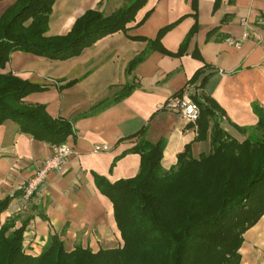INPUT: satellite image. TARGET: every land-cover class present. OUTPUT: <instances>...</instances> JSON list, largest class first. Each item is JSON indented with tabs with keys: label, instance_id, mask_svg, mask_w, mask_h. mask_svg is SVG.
<instances>
[{
	"label": "crops",
	"instance_id": "1",
	"mask_svg": "<svg viewBox=\"0 0 264 264\" xmlns=\"http://www.w3.org/2000/svg\"><path fill=\"white\" fill-rule=\"evenodd\" d=\"M18 0H0V19ZM193 0H149L126 33L99 40L81 56L51 61L32 54L15 52L0 74H12L24 81L47 86L43 93L24 99L27 107L44 105L53 119L72 125L67 144L74 154L63 174L50 173L40 191L19 211L23 188L41 165L51 158L53 148L23 133L11 120L0 123V200L13 198L2 222H27L25 244L31 255H39L50 237L58 236L67 251L78 247L100 250L122 244L111 201L96 185V177L110 183L136 177L141 157L134 152L142 138L156 144L165 140L162 167L170 172L178 156L191 146L199 159L211 152L210 133L197 141L198 126L175 112L162 109L173 95L189 85L205 64L214 74L203 92L224 112L222 128L239 142L247 138L258 118L253 105L264 109V0H199L198 32L186 54L173 58L153 52L131 73L129 63L145 48L139 39H155L158 32L183 17L162 40L163 47L178 52L196 24ZM128 0H57L50 17L47 37L67 35L75 22L89 10L110 15ZM143 25L137 26L146 16ZM228 18L227 23L223 20ZM248 22V27L242 21ZM219 28V35L207 41ZM245 32L249 37L243 39ZM225 37L227 38L226 40ZM241 41V46L232 43ZM199 54L202 61L193 54ZM73 87L60 90L70 81ZM127 85H137L123 101L102 111L98 109L119 95ZM95 145L109 150L92 152ZM240 264H264V216L244 235Z\"/></svg>",
	"mask_w": 264,
	"mask_h": 264
},
{
	"label": "trees",
	"instance_id": "2",
	"mask_svg": "<svg viewBox=\"0 0 264 264\" xmlns=\"http://www.w3.org/2000/svg\"><path fill=\"white\" fill-rule=\"evenodd\" d=\"M56 1L18 0L1 17L0 69H5L15 52L51 61L77 58L99 40L126 33L149 0H128L110 15L89 10L67 35L47 37ZM198 3L199 0L192 2L196 24L178 52L166 50L162 40L186 17L162 28L153 40L139 39L146 42V48L129 63L127 73L131 74L153 52L183 57L198 32ZM148 17L137 26L143 25ZM227 22L225 18L222 23ZM219 31V28L211 31L207 41L219 35ZM193 56L202 61L196 52ZM210 69L205 64L189 82L200 90L193 97L200 107L197 141L207 139L213 123L209 155L194 159L189 145L178 156L177 167L165 172L162 167L165 140L151 144L140 132L134 149L141 157L136 177L115 183L96 177L98 189L113 205L121 246L97 253L81 247L67 251L65 243L55 235L39 255H31L25 244L27 222L17 227L15 221L1 220L13 201L6 198L0 200V264H240L244 235L264 216V109L253 105L258 123L246 130L243 142L231 137L221 126L224 112L203 92L214 74ZM76 83L78 80L70 81L60 90ZM137 87L127 85L98 111L125 100ZM48 89L12 74H0V123L11 120L23 133L52 147L67 143L72 135L69 121L53 119L44 105L23 104L30 95Z\"/></svg>",
	"mask_w": 264,
	"mask_h": 264
},
{
	"label": "built area",
	"instance_id": "3",
	"mask_svg": "<svg viewBox=\"0 0 264 264\" xmlns=\"http://www.w3.org/2000/svg\"><path fill=\"white\" fill-rule=\"evenodd\" d=\"M244 27H248L246 20L242 21ZM248 32H245L243 39L248 38ZM241 41L233 42L234 46H241ZM200 90L195 85H187L182 94L179 96H171L162 106V109L169 112H175L181 116L189 124H197L200 119V107L193 97L198 95ZM53 153L50 159L45 161L36 174L27 182L23 188L21 198L22 204L19 211L26 208V204L40 191L44 182L50 173L63 174L66 170L68 159L74 154L73 149L67 144L53 146ZM107 145H95L92 152L100 154L109 150Z\"/></svg>",
	"mask_w": 264,
	"mask_h": 264
}]
</instances>
